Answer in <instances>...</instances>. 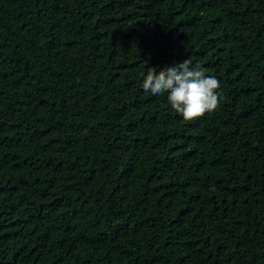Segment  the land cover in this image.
Wrapping results in <instances>:
<instances>
[{"label": "trees", "instance_id": "trees-1", "mask_svg": "<svg viewBox=\"0 0 264 264\" xmlns=\"http://www.w3.org/2000/svg\"><path fill=\"white\" fill-rule=\"evenodd\" d=\"M0 264H264V0H0Z\"/></svg>", "mask_w": 264, "mask_h": 264}, {"label": "clouds", "instance_id": "clouds-1", "mask_svg": "<svg viewBox=\"0 0 264 264\" xmlns=\"http://www.w3.org/2000/svg\"><path fill=\"white\" fill-rule=\"evenodd\" d=\"M200 63L185 59L179 63L152 67L142 81V88L153 96L167 94L168 103L185 120H194L216 110L222 102L221 82L205 75Z\"/></svg>", "mask_w": 264, "mask_h": 264}]
</instances>
